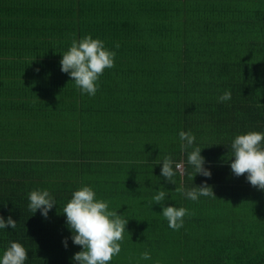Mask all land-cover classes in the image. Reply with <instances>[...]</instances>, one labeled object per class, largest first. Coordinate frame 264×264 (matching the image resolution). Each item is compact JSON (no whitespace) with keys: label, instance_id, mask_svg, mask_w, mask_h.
Masks as SVG:
<instances>
[{"label":"trees","instance_id":"obj_1","mask_svg":"<svg viewBox=\"0 0 264 264\" xmlns=\"http://www.w3.org/2000/svg\"><path fill=\"white\" fill-rule=\"evenodd\" d=\"M0 28V39H12L0 41V55L28 61L0 59V83L14 80L23 100L0 115L9 154L0 160V215L16 220L0 230V249L18 241L25 264H70L80 247L62 246L69 232L58 212L88 184L128 218L110 264H264V191L232 175L227 146L237 132L264 131V0H0ZM86 33L116 51L91 97L59 65L60 51ZM18 66L30 69L5 71ZM226 89L231 99L219 102ZM179 130L194 133L211 168L193 183L206 181L217 198L177 191L194 187ZM166 154L182 163L175 184L155 164ZM37 187L57 203L46 219L27 207ZM157 188L165 206L188 209L182 228L148 205ZM145 250L151 260L139 259Z\"/></svg>","mask_w":264,"mask_h":264},{"label":"clouds","instance_id":"obj_2","mask_svg":"<svg viewBox=\"0 0 264 264\" xmlns=\"http://www.w3.org/2000/svg\"><path fill=\"white\" fill-rule=\"evenodd\" d=\"M115 47L118 48L119 45ZM60 53V71L73 78L72 81L81 95L87 94L90 97L96 94L98 81L104 70L114 67L116 56L114 49H109L102 39L93 37L90 33L78 39L73 38L67 49ZM217 99L219 102L229 101L231 91L226 89ZM178 138L181 149L186 154V162L194 170L190 173L192 183L197 173L210 179L211 168L206 166V159L201 155L202 147L196 145L194 133L191 130H179ZM227 146L231 150L228 155L231 157L228 167L232 175H243L251 186L264 191V131L249 129L237 132ZM155 164H160V176L175 184L174 177L182 165L176 163L171 154L164 155ZM177 191L191 201H197L200 197H216L206 181L201 185L194 184L191 188H178ZM166 198L167 192L157 188L148 205L153 202L160 204V213L167 220L168 227L178 230L183 227L184 217L189 214L188 209L172 204L165 206L162 202ZM27 200L31 214L39 210L45 219L57 204L47 188L37 187L29 190ZM116 209H110L108 201L98 197L91 185L82 184L71 191L63 203L62 210L58 212L63 214L69 232L68 237L61 238L62 246L67 249L70 239L73 245L80 247V250L69 258L70 264H110L113 257L120 254L128 218H123ZM8 227L15 229L16 220L11 215H0V230ZM27 259L28 250L18 241H9L0 249V264H25ZM139 259L151 260V253L145 250ZM153 264L158 262L154 261Z\"/></svg>","mask_w":264,"mask_h":264},{"label":"crops","instance_id":"obj_3","mask_svg":"<svg viewBox=\"0 0 264 264\" xmlns=\"http://www.w3.org/2000/svg\"><path fill=\"white\" fill-rule=\"evenodd\" d=\"M23 15H24V13H23ZM0 32H2L1 31V28H0ZM8 40H12V39L10 37H2L0 39V41H2V43L9 42ZM2 47H3V44H2ZM3 54L0 55V59H6V61L8 59H10V60H13L16 63L20 61L21 64L20 63H17V65H23V63L28 62L25 59L14 57L13 54H11V56L9 54H7L6 56H4ZM29 69L30 68H26L24 66H21V67L18 66V67H15V68H7L6 67L5 68V71L7 73H9L10 71H12V72H15V73H24L25 74L26 71H28ZM1 80L2 79L0 78V81ZM11 85H12V88L7 83H5V82L4 83H0V107H1V109H0V115H2V113L4 115L7 114L6 116L10 115V113L5 108H9L8 105H10V106H17V105L21 104V101H23V100L20 99L21 97H19L18 92L15 89V87H17V85H16V82L14 80H13V82H12ZM12 94H13V97H10V96H12ZM11 98H13L12 102H11ZM3 109H5L6 111H4ZM17 119L15 120V122H11V121H9V122L14 127L20 129V127H18V124H17V121H18ZM20 120L22 121L23 119L21 118ZM1 121H2V118L0 117V160L3 161V160H6L8 158L9 154L7 152L1 151L2 150L1 149V135H2V132H1L2 122Z\"/></svg>","mask_w":264,"mask_h":264},{"label":"rangeland","instance_id":"obj_4","mask_svg":"<svg viewBox=\"0 0 264 264\" xmlns=\"http://www.w3.org/2000/svg\"><path fill=\"white\" fill-rule=\"evenodd\" d=\"M179 164H181V165H182V163H179ZM179 171H180V172H182V168H181V169H179Z\"/></svg>","mask_w":264,"mask_h":264}]
</instances>
